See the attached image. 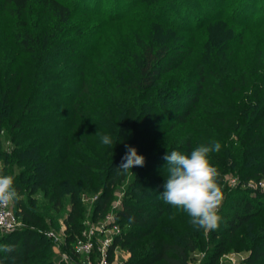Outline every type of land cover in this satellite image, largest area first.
<instances>
[{"label": "trees", "instance_id": "1", "mask_svg": "<svg viewBox=\"0 0 264 264\" xmlns=\"http://www.w3.org/2000/svg\"><path fill=\"white\" fill-rule=\"evenodd\" d=\"M0 1L18 13L36 3L52 16L47 30L21 26L6 39L24 55L11 57V44H0V169L14 177L13 207L28 226L6 234L24 235V256L13 246L0 251V264H61L46 231L64 198L71 242L88 216L84 198L96 197V220L122 182L123 228L111 254L129 246L125 264H189L197 249L219 264L234 241L250 251L248 264H264V0ZM110 23L135 26L124 49L110 50ZM195 53V66L179 72ZM213 142L221 144L209 159L222 191L229 175L239 183L219 208L217 229L197 230L190 217L193 229H178L160 198L164 156ZM128 146L145 164L121 174ZM252 180L258 200L239 191Z\"/></svg>", "mask_w": 264, "mask_h": 264}, {"label": "rangeland", "instance_id": "2", "mask_svg": "<svg viewBox=\"0 0 264 264\" xmlns=\"http://www.w3.org/2000/svg\"><path fill=\"white\" fill-rule=\"evenodd\" d=\"M107 1L108 0L104 1V6L106 5ZM51 18L52 16L50 15V13H48L47 10L42 9L36 3H32L22 13H18L14 8L10 7L9 5L4 6L2 4V1H0V44L3 42L7 43L8 45L11 44L6 41L9 37L12 36L15 31L20 29L21 26H24L23 28H28L31 31L36 32L39 29L38 26L43 24L44 28L47 30ZM75 18L80 19L81 16H76ZM192 19H196V16L192 17ZM93 23L97 24V21ZM107 26L108 29L113 26L111 35H107V33L106 35L104 34V36H107L106 41L108 45L111 46L110 50H112L115 44L116 46H118V48L124 49L132 38V34L134 33V31H136V29L134 28L135 26L132 25L110 23ZM138 31L143 35H150L149 30L145 28L139 29ZM9 46L11 48L7 51L9 54H11V57L20 56L22 54L24 55V53H22L20 50L15 49L12 44ZM103 50L104 49L100 50V52H102ZM198 60L199 56L195 53L194 55L189 57L186 60L185 64H183L179 68V72L185 73V70L188 67L191 68L195 66ZM30 61L31 63H33V60H26V62ZM226 183L228 184L229 189L225 191V193L223 192L224 198L221 205L224 204L226 195L230 192V190L234 189L238 185L239 180H237L235 176L229 175V177L226 178ZM126 185L127 182H122L117 185L110 209L104 213H100L96 220H94L91 217L92 215L90 214L92 210L91 204L95 201L96 197L88 196L84 198L85 203L88 205V216L82 221L83 226H81L79 233L74 236V240L71 242L68 241V236L72 232H70V230L68 229V225L65 223V219L71 209V203L68 197L64 198V202L58 212V215H60L58 224L51 225V228L46 231V235L53 242L54 257H52V259H54V261L61 264H87L89 260H91L92 262H96L98 260L99 254L97 251H93L91 254H78L75 252V247L79 239L83 241L91 240L96 246H100L107 235H109L110 238L114 237L113 234L106 232L107 229H111L114 224H118L119 229L123 228L118 222L116 213L122 205V199L125 194ZM258 186V182L256 180H252L250 181L249 185L242 186L239 191H247L251 197L256 198L258 196ZM262 188L264 189V186H262ZM13 205L15 206V202H13ZM165 216L169 224H174V226H176L178 229H193L192 226L189 227V216L183 210L174 208L171 205L167 204ZM25 228H28L27 224H25L22 219H19L18 229L22 230ZM52 232L55 234L54 236L52 234L49 235V233ZM7 233L9 232L0 231V245H11L12 247L15 246V253H17L18 256L23 257L25 253V248L23 245L24 235H18L17 237L16 234L14 237L9 238L6 235ZM54 242L57 243L58 247H55ZM233 243H235V241L227 247L219 260V264H248L247 258L250 255V251L236 247ZM64 255L69 256V259L64 258ZM131 255L132 253L129 246H126L124 244H117L115 255H112L111 264H125L131 258ZM207 256V250L197 249L191 253L192 258L190 259L189 264H209Z\"/></svg>", "mask_w": 264, "mask_h": 264}, {"label": "clouds", "instance_id": "3", "mask_svg": "<svg viewBox=\"0 0 264 264\" xmlns=\"http://www.w3.org/2000/svg\"><path fill=\"white\" fill-rule=\"evenodd\" d=\"M104 145H113L109 135L101 137ZM221 144L213 142L201 144L189 154L172 150L164 156L167 161V179L160 198L174 208L183 210L190 217V223L197 230H215L219 227L221 216L219 208L224 195L218 183L219 171L209 159L210 153L219 152ZM145 157L137 149L128 146L122 162L117 168L121 174L132 173L134 166L143 167ZM19 199L14 186V177L4 175L0 169V206H8ZM11 245H0V251H11Z\"/></svg>", "mask_w": 264, "mask_h": 264}, {"label": "built area", "instance_id": "4", "mask_svg": "<svg viewBox=\"0 0 264 264\" xmlns=\"http://www.w3.org/2000/svg\"><path fill=\"white\" fill-rule=\"evenodd\" d=\"M264 186V182L260 183ZM18 221L19 218L15 212L13 207V203L8 206H0V231L1 232H12L18 229ZM121 229H119L118 224H114L111 229H107L106 232H109L114 235V237L110 238L109 235L102 241L100 246H96L93 241H83L81 239L78 240L77 245L75 247V252L78 254H91L93 251H97L99 254V258L96 262H92L89 260L87 264H111L112 263V255H115L116 246L114 247L113 253L111 254V247L114 244L116 236L120 233ZM55 235L53 232L49 233V235ZM55 247L57 243L54 242ZM58 247V246H57ZM64 258L69 259V256L64 255Z\"/></svg>", "mask_w": 264, "mask_h": 264}]
</instances>
